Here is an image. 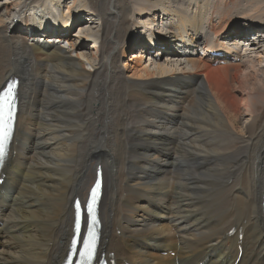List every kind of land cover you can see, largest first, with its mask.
Instances as JSON below:
<instances>
[{"label":"bare ground","instance_id":"6f19581e","mask_svg":"<svg viewBox=\"0 0 264 264\" xmlns=\"http://www.w3.org/2000/svg\"><path fill=\"white\" fill-rule=\"evenodd\" d=\"M86 1L0 0V87L21 80L0 264H63L99 165L101 249L117 264H264V0ZM52 4L66 8L55 33ZM139 32L177 51L146 64L137 38L123 61Z\"/></svg>","mask_w":264,"mask_h":264},{"label":"rangeland","instance_id":"374dc122","mask_svg":"<svg viewBox=\"0 0 264 264\" xmlns=\"http://www.w3.org/2000/svg\"><path fill=\"white\" fill-rule=\"evenodd\" d=\"M27 1H31V2H35V0H27ZM82 2L83 1H86V0H81ZM149 1V0H148ZM159 0H154V6L157 4V2H158ZM87 2V1H86ZM67 6V5H66ZM85 7H86V9L87 10H85L83 13H86V14H88V15H90V14H93L94 12H93V10H91L90 9V5H89V3L87 2V4H85L84 5ZM238 6H240L241 8H242V10H247V8L245 7L246 6V0H242L241 2H239L238 3ZM50 7H52V10H53V13H55V14H61L62 13V11H64V12H66V8H60V7H58V6H56L55 4H52ZM140 9V6H139V4L137 3V0L135 1V3L133 4V8H132V11H131V13H136V11H138ZM1 12H3V9L1 10ZM40 13V12H39ZM46 13H48V12H46ZM40 14H43V13H40ZM86 14L84 15V16H82L81 18H79V19H81V20H84V23H82V25L84 26V27H87V26H93V25H97L95 22L97 21L95 18L90 22V19L91 18H89V19H87L88 18V16L86 17ZM39 16V15H38ZM46 16H48V17H51V12L49 13V14H47ZM147 19V18H146ZM145 19V20H146ZM87 23V24H86ZM90 23V24H89ZM92 23V24H91ZM243 23V22H242ZM23 24V23H22ZM158 25H160V21H158ZM18 26H21L20 25V23L18 24ZM23 26V25H22ZM80 26L81 25H76L75 26V24H74V29H73V31H72V33L68 36V39L69 40H73V39H71V36H72V38H76L75 36L76 35H78V34H80V32L82 31V29L84 28H82V29H80ZM78 28V29H77ZM81 30V31H80ZM84 30V29H83ZM79 32V33H78ZM144 34L142 33V32H139L138 33V37L139 36H143ZM136 36V37H137ZM135 37V38H136ZM135 38H133V41H132V44H131V47H132V50H127V52H126V56L125 57H123V61H125V60H127L128 58H130L131 57V55L132 54H134L137 50H138V47H137V45H136V43H135ZM83 42V41H82ZM82 49V47H80V48H78V50H77V52L78 51H80ZM90 50H91V48H88L87 50H86V53L89 55H91V53L92 52H90ZM74 52H76V50H74ZM80 52H78V54H79ZM74 54V53H73ZM165 56H168V55H165ZM150 59V58H149ZM149 59H147V60H149ZM143 62H144V64H145V61L143 60ZM118 68H120V70L122 71L123 70V68H121V64L120 65H118ZM234 94H237V92H235ZM248 118V116L247 115H245V116H243L241 119H239L238 121H237V127L238 128H240V129H244L245 128V126H246V124H245V121H246V119ZM264 153V152H263Z\"/></svg>","mask_w":264,"mask_h":264},{"label":"snow or ice","instance_id":"6c2138e0","mask_svg":"<svg viewBox=\"0 0 264 264\" xmlns=\"http://www.w3.org/2000/svg\"><path fill=\"white\" fill-rule=\"evenodd\" d=\"M5 139L7 138L6 137V133H5V137H4ZM0 155H2V145H0Z\"/></svg>","mask_w":264,"mask_h":264}]
</instances>
